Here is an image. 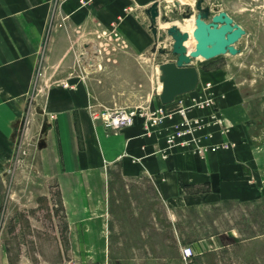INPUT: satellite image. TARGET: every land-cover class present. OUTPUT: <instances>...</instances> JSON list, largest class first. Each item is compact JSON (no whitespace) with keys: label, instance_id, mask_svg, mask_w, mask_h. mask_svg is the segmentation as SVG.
Segmentation results:
<instances>
[{"label":"rangeland","instance_id":"374dc122","mask_svg":"<svg viewBox=\"0 0 264 264\" xmlns=\"http://www.w3.org/2000/svg\"><path fill=\"white\" fill-rule=\"evenodd\" d=\"M157 1L161 11L159 38L144 52L130 51L117 23L110 27L100 23V31L92 36H78V31L72 36H54L59 32L54 30L51 38L44 37L15 142L14 161L7 170L8 178L0 181V238L8 256L12 248L34 256L38 251L59 256L58 246L51 243L58 231L54 228L57 218L50 211L51 206L60 205L59 189L56 183L43 179L40 161L45 126L56 118L45 102L51 87H73L70 80L86 79L92 120V112L102 113L107 108L142 112L162 104L157 65L176 58L171 53L173 38L165 26L177 24L185 30L196 17V2L179 5L178 0ZM204 6L211 8L212 15L227 11L246 34L236 44L240 50L236 55L206 59L197 54L194 45L189 46L193 62L200 68V83L175 101L195 96L211 83L208 91L216 105V90L230 94L242 105L246 139L257 149L259 162L242 179L241 195L226 188L220 194L204 186L205 195L170 205L150 180L136 182L130 190L119 188L111 195L110 233L104 221L101 229L95 230L96 236L85 239L94 244L68 243L60 256H91L84 264H264V0H205ZM146 24L150 28L148 19ZM159 46L168 52L160 53ZM140 113L137 117L144 123ZM94 121L105 125L102 117ZM13 173L17 177L11 181ZM59 214L62 218L63 213ZM60 230L69 241L70 230ZM185 248L191 249L190 255Z\"/></svg>","mask_w":264,"mask_h":264},{"label":"crops","instance_id":"0c3cea01","mask_svg":"<svg viewBox=\"0 0 264 264\" xmlns=\"http://www.w3.org/2000/svg\"><path fill=\"white\" fill-rule=\"evenodd\" d=\"M154 1L0 0V181L8 178L7 170L14 161L15 142L34 86L36 58L44 37L51 38L54 30L59 31L54 36H72L76 31L78 36H92L100 31V23L105 27L117 23L130 51L144 52L154 41L146 24L147 19L150 21L146 9ZM70 81L73 87L57 85L48 90L46 107L56 118L45 126L44 156L40 159L43 179L56 183L59 189L60 205L50 207L58 230L51 243L58 246L59 256L42 255L40 251L34 256L13 248L8 256L1 237L0 264L87 263L91 256L60 255H64L68 243L94 244L85 239L96 236L95 230H100L104 221L110 233V197L117 189L130 190L136 182L150 180L161 199L170 205L205 195L204 186L220 194L226 188L241 195L242 179L258 165L259 153L246 139V111L230 94L216 90L226 129L218 124L207 125L198 131L197 144L170 147L166 136L178 116L150 132L140 117L130 126L110 129L89 114L87 80L75 77ZM192 97L186 102L190 103ZM179 101L165 108L173 110ZM210 112L206 108L194 114ZM224 142L228 145L205 154L197 150L198 146ZM16 177L13 173L10 180ZM2 198L0 193L1 209ZM65 228L70 230L69 241L60 230Z\"/></svg>","mask_w":264,"mask_h":264},{"label":"water","instance_id":"95a60500","mask_svg":"<svg viewBox=\"0 0 264 264\" xmlns=\"http://www.w3.org/2000/svg\"><path fill=\"white\" fill-rule=\"evenodd\" d=\"M204 2L205 0L196 1L193 30L194 41L202 49L204 58L210 59L227 53L238 54L240 50L236 44L246 34V30L225 10L212 15L211 8L204 6ZM146 12L150 18L152 34L157 41L158 18L161 15L159 1H154ZM167 32L173 38L171 53L176 58L159 63V80L162 83L159 100L164 105L172 103L178 96L194 91L200 83L198 67L194 64L193 55L186 45L189 32L177 24L169 26ZM158 50L162 54L168 52L162 46H159Z\"/></svg>","mask_w":264,"mask_h":264},{"label":"built area","instance_id":"2783aa9c","mask_svg":"<svg viewBox=\"0 0 264 264\" xmlns=\"http://www.w3.org/2000/svg\"><path fill=\"white\" fill-rule=\"evenodd\" d=\"M211 87V83H207L206 86L201 88L195 96H193L190 103L186 100H180L178 105L173 110H168L165 105L160 104L155 109L137 111L136 109H129L126 107L120 108H107L102 113L92 112L94 120L99 117L103 118L105 125L111 127L114 130H119L123 127L134 124L135 119L140 113V116L144 117V126L147 132L153 131L155 128H160L167 119L172 120L174 116H178V120L174 123L171 130L166 136V141L170 147L184 144L191 145L200 141V136L197 134L199 130L203 129L207 125L218 124L222 128L226 129L225 119L220 114V110L216 105L214 98L209 94L208 88ZM210 109L211 112L208 115L194 114L198 109ZM228 144H210L206 146H198V152L205 154L208 150L215 151L221 146H227ZM186 255H190L191 249L185 248Z\"/></svg>","mask_w":264,"mask_h":264},{"label":"bare ground","instance_id":"6f19581e","mask_svg":"<svg viewBox=\"0 0 264 264\" xmlns=\"http://www.w3.org/2000/svg\"><path fill=\"white\" fill-rule=\"evenodd\" d=\"M179 2V5H183V4H187V3H192V4H195L196 0H178ZM169 27V26H168ZM195 28V18L191 21L190 24H188L186 27H185V30H187L189 32V38L188 40L186 41V45L189 47L191 45H194L195 48L197 49L198 53L200 55H203V52H202V49L200 48L199 45H197L194 41V35H193V30ZM159 31V30H158ZM158 68H159V64H158ZM158 78H159V70H158ZM161 87H162V83L160 82L159 80V91L161 90Z\"/></svg>","mask_w":264,"mask_h":264}]
</instances>
